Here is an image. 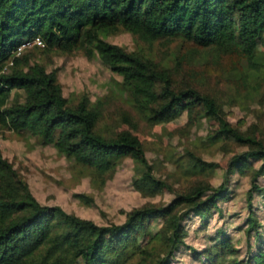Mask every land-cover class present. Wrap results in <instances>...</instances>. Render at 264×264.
<instances>
[{
	"label": "trees",
	"instance_id": "obj_1",
	"mask_svg": "<svg viewBox=\"0 0 264 264\" xmlns=\"http://www.w3.org/2000/svg\"><path fill=\"white\" fill-rule=\"evenodd\" d=\"M116 29L148 44L179 39L181 45L172 59L160 61L107 41ZM34 37L44 43L35 49L81 50L88 59H98L119 77L111 86H120L129 107L147 124L164 122L180 107L188 122H218L214 134L199 137V147L231 137L243 150L229 159L215 186L208 178L220 165L202 157L197 143L185 148L173 161L185 177L196 178L178 189L157 175L129 115L124 120L130 129L103 133L97 128L101 100L93 103L84 94L70 102L57 69L48 70L26 50L14 55ZM211 79L252 117L249 125L229 120L223 100L209 90ZM263 104L264 0H0V126L51 146L98 186L118 162L131 158L138 162L131 181L136 192L143 198L172 194L167 202L148 201L124 211L121 223L100 225L59 205L40 203L0 150V215L8 220L0 230V264H172L180 250L202 264H264V184L259 182L264 141L258 136L264 133V111L257 107ZM240 172L250 184L236 214L244 211L243 258L238 259L239 239L222 226L204 249L188 244V221L222 217V205L235 194L231 177ZM74 196L96 206L89 195Z\"/></svg>",
	"mask_w": 264,
	"mask_h": 264
},
{
	"label": "rangeland",
	"instance_id": "obj_2",
	"mask_svg": "<svg viewBox=\"0 0 264 264\" xmlns=\"http://www.w3.org/2000/svg\"><path fill=\"white\" fill-rule=\"evenodd\" d=\"M106 40L129 51L138 50L149 54L160 61L172 59L181 45L179 39H160L148 44L122 29L109 31ZM256 45L259 49L261 48L259 42H256ZM25 52L32 53L31 57L46 65L48 70L57 69L63 95L70 102H76L84 94L93 103L101 100L102 117L97 128L103 133L130 129L124 120V117L129 115L136 123V127L131 130L139 137L142 148L154 164L158 176L165 178L178 189L196 178L185 177L181 168L173 160L185 148H192L193 145L198 144L199 137L214 134L219 127L215 118H204L200 124L188 122L186 113L179 107L170 113L164 122L149 125L129 107L120 86L117 85V90L111 86L114 80L119 81V77L106 69L98 59H88L81 50L63 54L32 48L26 49ZM198 52L207 53L204 49ZM193 67L197 71L201 69L200 64H195ZM210 81L213 82V79ZM209 90L223 100L224 108L232 123L245 128L252 122V117L234 106L232 96L223 91L220 85H216L215 81ZM257 107L264 111V104ZM258 136L264 141V133H259ZM198 148H201L199 144L196 150L202 157L220 165L215 175L208 178L215 186L222 181L223 169L226 168L229 159L243 150L234 144L231 137L208 148ZM0 150L3 157L11 162L27 181L32 194L40 203L59 205L67 212L90 219L100 225L106 224L108 220L121 223L124 219V211L148 201L167 202L172 198V194L167 191L154 198H143L132 188V175L138 164L135 159L125 158L118 162L101 187L85 170L59 155L51 146L41 144L36 137L23 133L16 134L0 126ZM259 182L264 184V178L260 177ZM249 186L248 175L245 172L234 174L231 177L230 188L235 194L231 200L222 205L223 216L219 217L215 214L205 222L198 218L190 219L188 221L189 236L186 242L202 250L213 243L217 229L222 226L228 233L239 239L238 259H242L246 246L245 233L242 229L245 227L242 216L244 211L240 216L236 214L244 207L245 192ZM75 193L91 196L96 206L89 207L80 203L74 196ZM7 222V218L0 215V230L7 226ZM237 227L240 229H236ZM172 264H202V261L193 259L187 250H180Z\"/></svg>",
	"mask_w": 264,
	"mask_h": 264
},
{
	"label": "built area",
	"instance_id": "obj_3",
	"mask_svg": "<svg viewBox=\"0 0 264 264\" xmlns=\"http://www.w3.org/2000/svg\"><path fill=\"white\" fill-rule=\"evenodd\" d=\"M33 47H44L43 41L40 39V37H34L33 39L24 41L14 52L15 56L20 55L24 50L31 49ZM11 64V62H10Z\"/></svg>",
	"mask_w": 264,
	"mask_h": 264
},
{
	"label": "clouds",
	"instance_id": "obj_4",
	"mask_svg": "<svg viewBox=\"0 0 264 264\" xmlns=\"http://www.w3.org/2000/svg\"><path fill=\"white\" fill-rule=\"evenodd\" d=\"M34 48V47H33ZM32 49V48H31ZM25 51V50H24ZM9 64H10V62H9Z\"/></svg>",
	"mask_w": 264,
	"mask_h": 264
}]
</instances>
